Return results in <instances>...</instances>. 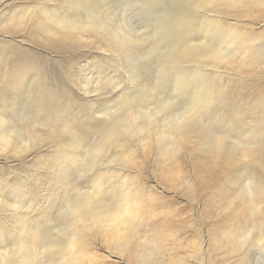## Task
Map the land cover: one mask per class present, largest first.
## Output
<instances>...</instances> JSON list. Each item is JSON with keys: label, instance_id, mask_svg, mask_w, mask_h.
Returning <instances> with one entry per match:
<instances>
[{"label": "rangeland", "instance_id": "obj_1", "mask_svg": "<svg viewBox=\"0 0 264 264\" xmlns=\"http://www.w3.org/2000/svg\"><path fill=\"white\" fill-rule=\"evenodd\" d=\"M64 1L0 0V28H6L12 17L20 18L22 7L34 10L40 3L54 8L60 7ZM102 1L106 9L107 30L117 37L112 40L111 34H107L106 47L99 46V41L93 39L77 42L68 38L62 42L70 51L61 53L47 43L33 44L26 31L20 34L0 31L1 41L32 51L51 65L46 72L59 76L61 88H66L65 94L71 97L72 105L66 115L69 125L66 127L68 145L65 148L69 152L59 153V148L52 143H36L17 153L7 151L9 148L0 150L2 200L14 203L9 198L19 196L14 211L0 207L4 246L14 249L17 237L22 235L26 241L29 231L34 228L41 231L39 235L47 232L55 237L61 224L57 221V211L64 212L67 208L65 197L69 195L78 199L86 193L84 177L104 174L101 176L107 188L104 191L107 198L115 192L121 193L124 189L122 183L133 186L131 190L135 192L132 195L141 205L143 217L140 224L144 231L136 234L126 230L122 237L112 231L93 233L88 237L89 251L79 264H264V196H256V203L252 201V205L247 204L249 198L243 201V205L239 200L240 193L245 190L249 169L258 173L264 187V8H232L221 3L217 7L196 10L188 6V0ZM205 17H209L206 23L200 24ZM189 19L196 25L186 27ZM168 22L178 25L179 31L172 30L171 33L172 37L177 33L184 39L180 41L191 46L215 48L224 55L237 54L234 60L223 61L214 68L218 75L212 74L211 67H197L201 75L213 80L210 84L217 93L211 111L206 112L205 118H200V123L205 124L201 129L207 128L208 141L215 139L221 150L207 157L196 149L197 138L190 139L189 136L184 141H175L178 143L176 156L166 161L153 142L145 148L135 139L131 145L134 162L130 166L118 163V167L111 168L112 164L107 163L106 174L100 161L91 169L88 161L92 157L87 155L84 156L86 159L73 162L71 154L84 151L80 145L86 146V141L79 136L82 135L80 128L73 123L85 122L88 117L85 115L107 108L113 115V118H107V127L113 126L112 119L125 115L130 109L124 102L126 96L142 89L129 81L132 68L129 63L134 64V60L142 64L139 69L143 74L146 70H153L156 79L160 73L167 74L160 83L152 77L150 87L155 90L147 86L149 89L144 99L154 108L170 102L175 111L184 107V93L194 95L197 88L191 80L182 86L184 93L180 95L179 88H175V77L176 71L196 76V63H180L175 70L160 72L168 66L162 65L165 51L175 48L174 39L172 41L168 34L163 38L167 26L161 25ZM131 30H135L136 36L141 35L137 38L140 50L131 52L125 48L128 51L121 53L122 44L131 45L122 39V35L126 36ZM154 34L157 41L152 37ZM118 38L121 48L116 41ZM180 41L178 44L181 45ZM231 44L237 46L239 52H235V46ZM10 55L9 52L5 54ZM250 55H255V62H250ZM97 76H101L100 88L86 97L79 84H91ZM104 80L107 86H102ZM69 84L76 85L77 89L71 90ZM10 103L8 99L5 101V110L10 111ZM66 103L62 101L63 105ZM70 140L78 143L69 145ZM223 148H229L225 156ZM114 154L117 153L112 150L108 158ZM59 174L63 176L61 183ZM76 176L79 178L78 187L72 189L66 180ZM126 177L129 182H123ZM45 239L43 243H46ZM37 242H31V246L35 248ZM120 244L125 251L121 252ZM35 260L37 257H34V263L42 264Z\"/></svg>", "mask_w": 264, "mask_h": 264}, {"label": "bare ground", "instance_id": "obj_2", "mask_svg": "<svg viewBox=\"0 0 264 264\" xmlns=\"http://www.w3.org/2000/svg\"><path fill=\"white\" fill-rule=\"evenodd\" d=\"M13 1L9 0V2ZM48 1L52 3V0ZM188 2V6L191 5L196 10L217 7L221 3L232 8H264V0H188ZM3 10L4 8L1 12ZM105 11V5L102 0H65L60 7L54 8L39 3L34 7V10L30 7H22L20 18L17 16L12 17L11 23H7L6 28L1 26L0 31L5 34H20L26 31L33 44L42 45L47 43L52 49L61 53L62 51H70L67 44L62 42L64 39L68 40V38H73L77 42L78 40L93 39L99 41V46L106 47L109 40L107 39V34H111L112 40L117 37L112 34V31L109 32L107 30ZM208 18H203L200 24H205ZM193 21L189 19L185 26L196 25ZM161 26H167L163 38L168 34L172 41L174 39L175 48H168L165 51L163 59L165 63L162 65L168 64V66L163 69L160 66V72L175 70L180 63H196V76L176 71L177 77H175V88H179L180 91L178 93L180 95H182V92L184 93L182 86L189 84L188 80L194 82L193 84L197 88L196 92L193 96L184 93L185 95L183 94V96L186 97L187 104L185 103L184 107L179 109L174 108L175 111L172 109L173 105L170 102H164L159 108L157 106L154 108V105H150L145 101V92L151 88L150 81L152 77L157 80V83H160V80L167 74L160 73V76L157 75V79L152 74L153 70H146L143 74V71L139 69L142 64L139 60H134V64L129 63L132 67L129 73V81L132 85L136 84L142 89L140 88L141 90L126 96L124 102L130 109L127 110L125 115L122 114L117 119H112L114 121L113 126L107 127V118H113L107 108L85 115L88 116L85 122L83 120V122L76 121L73 123L75 127L80 128L78 130H80L79 132L82 135L79 136H82V139L86 141V146L84 144L80 145L84 151L71 154L73 162L77 163L87 155L92 157V160L88 161L89 167L92 169L93 165L100 161L101 166H105L106 174L107 163L112 164L111 168L118 167L116 165L118 163L126 167L130 166L134 162L131 145H133L132 142L135 139L145 148H147L149 142H153L152 145L155 149L162 152V157L166 161L176 156L175 151L178 143L175 141H184L189 136L190 139L192 137L197 138L195 140L196 149L207 157H212L218 150H221L215 139L212 142L208 141L207 138L210 136L205 135L207 128L205 127L204 131L201 129L205 124H201L200 118H205L206 112L208 110L211 111L217 99L215 97L217 93L210 84L213 80L206 79L205 76L201 75L197 67H211L213 69L212 74L218 75L219 73L214 68L223 61L234 60L237 54L224 55L215 48H210L206 45V47L191 46L183 42L184 39L179 37L177 33L172 37V30L179 31L177 24H169L168 22ZM152 37L157 41L158 38L155 34ZM137 38H141V35L136 36L135 30L126 33V36L122 35V39H126L131 45L122 44L121 53L126 51L125 48L131 50V52L140 50ZM116 41H118V45L119 43L121 45L120 38ZM179 41L181 45L178 44ZM234 51L239 52V48L235 46ZM7 52L11 54L10 57L5 56ZM248 58L250 62H255L256 60L255 55H250ZM50 68L51 65H47L38 54L16 46L11 42L0 40L1 151L9 148L7 151L17 153L19 150L25 151L24 148L34 146L33 144L36 143H40V145L52 143L57 149L59 148V153L70 151L65 148L68 145L65 136L66 132H68L66 127L69 125L66 115L69 109L72 108L69 99L71 97L65 94L66 88H61L62 83L59 76L51 71L46 72ZM100 74L103 75L104 73ZM142 75L143 77H141ZM100 79L101 76H97L91 84L89 82L79 84L81 91L86 97L92 96L97 87L100 88L101 85L98 86ZM105 84L106 81L102 83V86ZM69 86L71 90L77 89L76 85L72 86L69 84ZM151 89L155 90V88ZM60 92H64L63 95H60ZM7 99L9 103L11 101L9 105L10 111L5 110L6 106L4 103ZM62 101H67L68 103L63 105ZM77 143L78 141L75 140L69 141V145L75 146ZM112 150L117 154L108 158ZM222 151L225 153L223 156H225L229 152V148H223ZM115 170L118 171L117 168ZM249 171L250 175L246 176L245 187H243L245 190L239 195L242 205L245 202L244 200L248 198L251 200H248L247 204L252 205L254 204L252 201H254L256 196H264V194H261L264 191V187L258 173L250 169ZM101 175L84 177V184L87 185V188H85L86 193H83L78 199H72L69 195L65 197L67 200L65 203L67 205L66 211H57V221L61 223L57 228L59 237L57 235L54 237L47 232L39 235L41 231L39 232L37 228H34V230L29 231L26 241H24L22 235H19L14 243V249H10L4 246L5 235L0 225V264H36L34 263V257H37V260H35L37 263L42 264H79L89 251L90 243L88 242V237L93 233L107 234V231H112L118 237H122L124 231L128 230L134 231L136 234H142L144 228L140 221L143 215L139 200L132 195L135 192V190H131L133 186L122 183L124 189L121 190V193L117 194L115 192L110 194L111 197L107 198V193L104 192L107 191V188L104 186V179ZM62 179L63 176L59 174V183H61ZM77 179H79L78 176L72 180L67 179L66 182L71 183V187L74 189V187H78ZM238 179L235 184H237ZM129 181L127 177L123 179V182ZM3 197L0 190V207L11 208L14 211L17 206L16 200L19 196L16 195L15 199L9 198V201H15L14 203L2 200ZM113 197L118 198V200L113 199ZM258 201H260L259 198ZM45 237L46 243H43ZM249 239L247 237V240ZM34 241H38L37 245L35 244V248L31 246V242ZM27 247H29L28 250L26 249ZM119 247L121 252L122 250L125 251L124 246L120 244ZM242 261L244 262L243 259Z\"/></svg>", "mask_w": 264, "mask_h": 264}]
</instances>
